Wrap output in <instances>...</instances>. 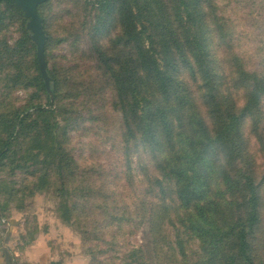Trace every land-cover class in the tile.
I'll list each match as a JSON object with an SVG mask.
<instances>
[{"label": "rangeland", "instance_id": "obj_1", "mask_svg": "<svg viewBox=\"0 0 264 264\" xmlns=\"http://www.w3.org/2000/svg\"><path fill=\"white\" fill-rule=\"evenodd\" d=\"M195 1L199 3L192 4L204 9L210 24V61H216L220 75L211 94L223 109L240 110L246 92L232 75L236 65L244 62L264 77V0ZM96 3L50 0L40 7L55 92L42 85L29 20L12 4L0 5V218L23 224L29 242L39 231L49 234L50 247L64 264H120L125 253L148 241L138 215L147 200L157 205L158 264H223L237 255V236L243 230L248 235L247 255L255 264H264V96L258 115L242 122L248 157L236 161L233 169L230 166L229 177L218 153H211L200 170L211 197L201 202L198 214L208 223L207 234L185 230L177 216L181 212L175 180L167 182L166 171L155 169L143 143L146 118L141 112L134 117L135 138L127 137L123 114L127 102L119 98L111 70H139L138 55L141 51L145 55L146 49L154 58L164 52L171 55L170 49L161 51L164 31L160 34L159 26L175 22L181 0H116L112 14L101 12ZM130 13L138 21L133 29ZM165 36L170 37V31ZM184 76L200 98L196 106L208 122L212 100L203 97L210 93L200 91L190 74ZM190 115L184 117L186 125ZM186 136L180 137L179 146L165 142L167 149L188 148ZM245 174L260 198L259 219L251 228ZM156 178L164 190L158 183L150 184ZM161 201L169 205L165 215ZM113 203L118 212L110 208ZM68 207L72 214L67 220ZM123 214L129 223L108 219ZM178 254L186 261L180 263Z\"/></svg>", "mask_w": 264, "mask_h": 264}, {"label": "trees", "instance_id": "obj_2", "mask_svg": "<svg viewBox=\"0 0 264 264\" xmlns=\"http://www.w3.org/2000/svg\"><path fill=\"white\" fill-rule=\"evenodd\" d=\"M115 1L97 0L96 5L101 12L112 11V14L116 5ZM4 2L12 4L25 15L12 0H3L0 5ZM181 3V7L176 12L175 22L169 27L170 22L166 26H159V33L162 34L161 32L164 31L163 37L159 40V44L163 48H161V51L170 49L172 50L171 55L164 52L163 54L159 53L157 58H154L149 54L150 51L146 49L145 55L142 51L139 52L138 59L141 64L139 70L131 69L124 72L119 71L117 68L114 69V67L111 70L119 98L121 97L122 101L127 102L123 113L127 137L135 138L136 121H134V117H138V113L141 112V116L146 118L142 134L145 138H143V143L148 146V154L149 156L152 155L150 160L155 163V169L158 167L166 171L167 174L164 175V178L167 182L175 180L176 202L178 203V211L181 212V216L177 215L180 218L179 221L184 225L185 230L199 231L203 237L202 233L207 234L206 225L208 223L204 217L198 215L203 210L199 206L203 200L210 201L211 197L206 193V188L209 187L208 180L200 175L201 171L206 161L211 160L213 156L210 155L211 153L222 155L224 164H220L221 167L225 165L224 175L226 177L231 175L229 171L231 168L233 169L236 161L248 157L247 143L241 127L245 118L251 117V115L256 117L260 111L264 96V77L258 72L247 69L244 62L239 66L236 65L235 75H232L237 81L239 80L246 92L244 105L240 110L237 109V106L235 110L233 107L223 109L216 94H211L215 93L214 90L218 87L217 79H220V75L215 72L216 61H210V24L207 22L204 9L192 4L199 3V1L181 0ZM40 7L39 14L42 17ZM118 7L115 10L116 17ZM137 22L134 13H130V21L128 22L130 28H135L134 25ZM44 29L47 35L45 55L48 64L46 51L49 36L46 31L45 20ZM169 31L170 37L165 36L169 34ZM166 62L171 65H167ZM38 65L40 68L39 61ZM47 71L51 78L48 68ZM185 73L190 74L194 81H198L200 91L210 93V95L205 94L203 97L212 100L213 109L208 111V122L202 117L200 107L196 106L200 98L194 90H191L190 85L185 80ZM136 80L139 81L138 84L134 82ZM41 81L47 90L42 74ZM55 88V82L51 78V91L55 92ZM228 101V99H225L222 102L226 104ZM188 114H191L188 122L191 127L185 124L184 117ZM16 128L17 126H14V129ZM183 134L189 135L185 137L189 141V146L177 150L174 147L180 145V137ZM165 142L174 147L167 149V143ZM165 149L167 150L165 151ZM180 152L183 154L182 156H178ZM206 175L208 174L206 173ZM243 180L246 181L244 190H248L250 195L247 223L251 228L259 219L260 198L252 178L245 174ZM157 183L164 190L163 183L157 178L154 179V183L150 184L157 185ZM147 195H151V193H147ZM154 198L157 200L156 196ZM107 199L109 200L110 197L107 196ZM161 202L162 213H168L169 205L164 201ZM170 202H174V199ZM110 208L117 212L120 210L119 207H115L114 203ZM71 209L70 207L67 209V220L72 214ZM138 213L143 226L146 225L147 227L144 229H146L148 241L145 245L133 248L130 253H125V257H122L120 264H158L157 260L158 262L161 260L157 256V205L144 200ZM108 219L113 222L129 223V221L124 220V214L121 217L111 215ZM85 234L89 233L85 232ZM247 236L244 230L239 233L237 239L240 248L237 255L232 259L226 258L223 264H229V261L234 264V261L238 260H241L244 264H255L247 255ZM91 254L95 260L96 252L91 250ZM178 257L180 263L183 262V259L186 261L184 255L178 254Z\"/></svg>", "mask_w": 264, "mask_h": 264}, {"label": "crops", "instance_id": "obj_3", "mask_svg": "<svg viewBox=\"0 0 264 264\" xmlns=\"http://www.w3.org/2000/svg\"><path fill=\"white\" fill-rule=\"evenodd\" d=\"M14 220L0 218V264H64L51 249L49 234L39 231L29 242V231Z\"/></svg>", "mask_w": 264, "mask_h": 264}, {"label": "water", "instance_id": "obj_4", "mask_svg": "<svg viewBox=\"0 0 264 264\" xmlns=\"http://www.w3.org/2000/svg\"><path fill=\"white\" fill-rule=\"evenodd\" d=\"M3 0H0V3ZM14 4L25 13L29 20L28 29L32 33L33 41L37 47V57L40 64L41 74L48 91H51V78L48 75L45 47L47 35L44 29V20L39 14V7L50 0H12Z\"/></svg>", "mask_w": 264, "mask_h": 264}]
</instances>
